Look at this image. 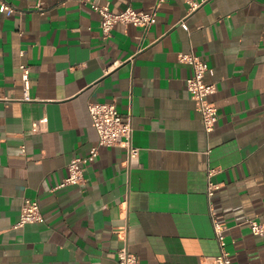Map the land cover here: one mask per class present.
Returning a JSON list of instances; mask_svg holds the SVG:
<instances>
[{"label":"crops","instance_id":"crops-1","mask_svg":"<svg viewBox=\"0 0 264 264\" xmlns=\"http://www.w3.org/2000/svg\"><path fill=\"white\" fill-rule=\"evenodd\" d=\"M98 1L155 7V21L117 23L104 36L87 0H9L14 10L0 11V264H118L121 246L141 264H206L219 252L211 212L233 264H264V234L245 222L264 221V0H196L189 12L184 0ZM179 52L210 67L209 133ZM92 101L130 116L137 159L98 146L85 180L57 187L68 161L97 142ZM25 198L44 221L13 227Z\"/></svg>","mask_w":264,"mask_h":264},{"label":"built area","instance_id":"built-area-1","mask_svg":"<svg viewBox=\"0 0 264 264\" xmlns=\"http://www.w3.org/2000/svg\"><path fill=\"white\" fill-rule=\"evenodd\" d=\"M187 3V12L195 9L199 2L196 0H184ZM89 6L100 15L99 27L104 36L109 35L112 27L117 24H133L147 28L155 21V7L148 10H137L131 6H126L119 10H111L105 3L98 0H87ZM42 1L35 5L36 9L42 11ZM14 7L9 0H0V11L11 12ZM186 16V15H185ZM182 26H186L185 17L179 20ZM177 58L180 62L187 63L191 67V74L185 78V87L193 99L195 108L199 112L200 121L206 133H209L217 119V106L211 95L215 92V84L207 82L204 79L206 72H209V65L192 52H179ZM21 79L25 87L24 97L27 96L26 88L28 85V66L20 64ZM88 114L92 126L97 133V142L91 146L85 156H74L67 163V173L58 183L57 187L68 184L82 183L85 180L83 164L92 160L97 154L98 146H119L125 149V163L130 165L135 162L138 156V147L133 145L131 138V118L127 114H122L116 108L113 101H92L87 104ZM46 123V117H39L31 122V131H40ZM24 152V146L20 147ZM213 168H209L210 175ZM218 184L208 180L207 195L213 194ZM44 216L40 205L36 199L25 198L21 203L18 219L13 227H20L29 222H42ZM211 221L214 236L219 246V252L216 255L207 256L206 264H233L231 255L225 248L224 229L225 224L211 212ZM245 222L252 234H264V221H258L254 218L246 217ZM118 264H141L138 256L129 251L126 246H121L116 251Z\"/></svg>","mask_w":264,"mask_h":264}]
</instances>
